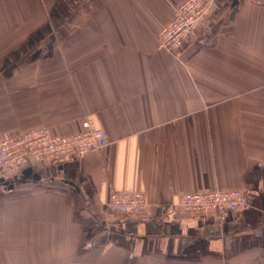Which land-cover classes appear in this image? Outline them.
<instances>
[{"label":"crops","instance_id":"0c3cea01","mask_svg":"<svg viewBox=\"0 0 264 264\" xmlns=\"http://www.w3.org/2000/svg\"><path fill=\"white\" fill-rule=\"evenodd\" d=\"M184 1L0 0V141L89 119L109 142L0 176V264H264V0H215L170 54L158 34ZM216 190L251 209L180 205ZM137 191L144 212L109 211Z\"/></svg>","mask_w":264,"mask_h":264},{"label":"built area","instance_id":"2783aa9c","mask_svg":"<svg viewBox=\"0 0 264 264\" xmlns=\"http://www.w3.org/2000/svg\"><path fill=\"white\" fill-rule=\"evenodd\" d=\"M215 0H185L174 10L171 21L158 34L160 47L175 54L183 43L201 27L213 10ZM106 133L86 119L82 131L73 136H57L47 128H38L0 141V176L19 174L34 162L56 163L68 158H84L108 146ZM180 205L189 214L215 213L226 222L231 213L243 214L252 204L243 190L184 193ZM145 194L114 192L108 209L120 216L139 214L147 209Z\"/></svg>","mask_w":264,"mask_h":264},{"label":"water","instance_id":"95a60500","mask_svg":"<svg viewBox=\"0 0 264 264\" xmlns=\"http://www.w3.org/2000/svg\"><path fill=\"white\" fill-rule=\"evenodd\" d=\"M236 4H237V0H234L232 6L234 7ZM24 175H25L27 178H30V177H31V179L34 180V181L40 179L39 176H37V175H33V170H32V169H28V170H26V171L24 172Z\"/></svg>","mask_w":264,"mask_h":264}]
</instances>
